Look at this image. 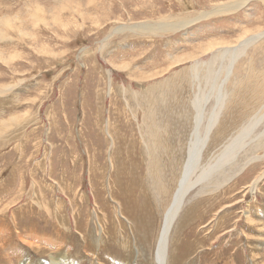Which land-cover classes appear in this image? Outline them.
<instances>
[{
	"label": "rangeland",
	"instance_id": "rangeland-1",
	"mask_svg": "<svg viewBox=\"0 0 264 264\" xmlns=\"http://www.w3.org/2000/svg\"><path fill=\"white\" fill-rule=\"evenodd\" d=\"M2 88L0 264H154L197 105L172 263L264 264V0H0Z\"/></svg>",
	"mask_w": 264,
	"mask_h": 264
},
{
	"label": "bare ground",
	"instance_id": "bare-ground-1",
	"mask_svg": "<svg viewBox=\"0 0 264 264\" xmlns=\"http://www.w3.org/2000/svg\"><path fill=\"white\" fill-rule=\"evenodd\" d=\"M233 3V2H232ZM236 3V2H235ZM242 4V2L241 1H239L238 2V5L240 6ZM231 6H233L232 4H231ZM231 6H229V4H224V5H221V9L220 10H222V9H226V8H228V7H231ZM219 9V8H218ZM219 10V11H220ZM153 29V28H152ZM155 29V28H154ZM153 29V30H154ZM222 44V43H221ZM227 44V43H226ZM229 44V43H228ZM211 46H213V45H211ZM243 77V76H242ZM241 78V77H240ZM239 78V79H240ZM236 85V84H235ZM243 87V86H242ZM4 88V87H3ZM3 88L0 90V93H2V91H3ZM6 90V89H5ZM235 91H237V90H235ZM227 92V91H226ZM232 92V91H231ZM219 96V95H218ZM235 96V95H234ZM244 96V95H243ZM222 97H224V96H222ZM239 97V96H238ZM237 97V98H238ZM235 98V97H234ZM223 99V98H222ZM152 100V99H151ZM195 100V99H194ZM230 100V99H229ZM198 101V100H197ZM224 101L225 100H223V105H224ZM233 101V100H232ZM220 102V101H219ZM229 103H232V102H229ZM244 103H246V102H244ZM226 105H224V107H225ZM231 106V105H230ZM153 109V108H152ZM195 111H197V113H196V118H195V131H194V133H192L193 134V137H192V139H191V141H190V143H187L188 144V146H189V159L185 162V164H181V166H182V176H181V179L179 180V184L177 185V187L175 188L176 190L173 192V194H172V198H171V200L169 201V203L167 204V206H166V208H165V212H164V214H162V217H163V222H162V225H158V227H157V229H156V233H155V238H154V242L151 240V243L153 242V250H151V252H153V257H154V264H170V263H168L169 262V258L171 257L172 258V261H170L171 262V264H173L172 262H174L175 260H177V258H179V256L178 257H176V255H174L173 254V256L172 255H170L169 254V251H168V248H169V242L171 241V243H172V245L174 244L175 245V241L176 240H174L173 238H174V236H175V238H178L179 237V235H180V230H179V227L177 226V221H178V219L181 217V215H182V213H183V210H185L183 207L185 206V198H186V196H187V194H188V192L190 191V189L195 185V184H197V183H200L202 180H203V178L205 179H207L208 177H209V175L212 173V169L214 168V166L213 167H211L210 169H208V170H203V172L198 176V178L196 179V180H198V181H196V182H190L189 181V175H190V170H191V166L194 164V161H195V158L196 159H200L201 158V153H204V149H205V143H206V140H207V138H205V139H203V140H200L199 142H198V139H196V138H201V136H199V133H200V125L202 124V114H201V112H202V109H201V106L199 105H197V106H195ZM242 110V109H241ZM156 111V110H155ZM216 113V112H215ZM218 113V112H217ZM227 113V112H226ZM225 115H227V114H225ZM209 122V121H208ZM213 123H214V119L212 118L211 119V122H210V125L208 126V130H207V132L209 133L210 132V129L212 128V126H213ZM155 127V126H154ZM152 128H153V126H152ZM220 128V127H219ZM147 131H148V129H147ZM207 135V134H206ZM205 135V136H206ZM211 138V137H210ZM157 142V141H156ZM208 142V141H207ZM150 144V143H149ZM234 145V144H233ZM208 147V146H207ZM253 147V146H252ZM227 148V147H226ZM207 149V148H206ZM222 149V148H221ZM151 150V149H150ZM208 151H209V149H208ZM228 151V150H227ZM151 165H154V164H152V163H150ZM155 168V167H154ZM153 170V169H152ZM151 172V175H152V171H150ZM158 174H160V172H158ZM200 177V178H199ZM200 179V180H199ZM202 179V180H201ZM209 180H211V178L209 179ZM257 182V181H256ZM256 182H254V184H253V188H252V186H251V190H253V189H257V184H256ZM154 185V184H153ZM256 187V188H255ZM148 189V191L146 190V198L147 199H149V198H153V201H155V195H153L152 193H151V191L149 190V188H147ZM249 189V188H248ZM111 197V196H110ZM138 195L136 194V197H135V199H134V201L135 202H137V199H138ZM129 198V197H128ZM126 200H128V199H126ZM140 201H143L144 200V204L142 205L143 207H145V204H146V201H145V199H139ZM156 200H157V198H156ZM129 201H131V200H129ZM136 206V205H135ZM43 207V206H42ZM133 207V206H132ZM94 210V209H93ZM188 212V211H187ZM128 213H129V210H128ZM185 213V212H184ZM191 213H192V211H191ZM145 215L147 216V217H149V214L145 211ZM140 216H141V214H136V215H133V217H132V227H133V223H135V222H138V223H140L139 221V218H140ZM107 219V218H106ZM97 221V220H96ZM104 221V220H103ZM99 222H100V220H99ZM107 222V221H106ZM182 222H183V220H182ZM188 223V222H187ZM184 225V224H183ZM152 226V223H151V225H150V227ZM22 227V226H21ZM144 225H143V227H140V229H144ZM6 228V227H5ZM101 228H102V234H103V237H107L108 238V232L106 231V228H107V224L106 223H103V224H101ZM146 228V227H145ZM205 228V227H204ZM209 228V227H208ZM2 229V228H1ZM0 229V230H1ZM91 229V228H90ZM133 229V228H132ZM134 230V229H133ZM93 230H91V232H92ZM135 231V230H134ZM133 231V232H134ZM143 231V230H142ZM7 232V231H6ZM28 232L30 233V234H28ZM34 232V230L33 229H31V230H28L27 232H26V234H25V237L26 236H28L29 238H31V240L29 241V243H30V245L32 246V243H33V241H39V240H41L42 238L43 239H45L43 236H33V235H31V233H33ZM130 232V231H129ZM128 232V233H129ZM144 232V231H143ZM5 233V232H4ZM39 233V232H38ZM139 233V232H138ZM1 234V233H0ZM142 235V234H141ZM206 235V234H205ZM132 236V235H131ZM138 236V235H137ZM153 236V237H154ZM140 237V236H139ZM138 238V237H137ZM147 239V238H146ZM50 242H51V239H48ZM91 240V239H90ZM131 240H134V239H131ZM28 241V240H27ZM94 241V240H93ZM139 241V240H138ZM190 241V240H189ZM197 241V240H196ZM46 242V241H45ZM52 242H54V241H52ZM52 242L50 243V245L52 244ZM126 243H128L129 242V239H127L126 241H125ZM47 243V242H46ZM94 243V242H93ZM139 243V242H138ZM142 243V242H141ZM147 243H150V242H147ZM177 243V242H176ZM49 244V243H48ZM100 244V243H99ZM102 244H104V243H102ZM106 244V243H105ZM132 244H133V241H132ZM132 244H130V245H132ZM144 245L146 244L145 242L143 243ZM180 244V243H179ZM185 244V243H184ZM34 245V244H33ZM37 245H39V243L37 242ZM56 245V244H55ZM147 245V244H146ZM177 245V244H176ZM40 246V245H39ZM101 246L102 245H99V247H97V248H99V250L101 249ZM124 246V245H123ZM148 246V245H147ZM43 247V246H42ZM129 247V246H128ZM145 247V246H144ZM176 247V246H175ZM40 248V247H39ZM55 248V247H54ZM62 248V247H61ZM131 248V247H130ZM139 248H141V247H139ZM177 248V247H176ZM51 249V248H50ZM45 250H47L46 248H45ZM150 250V249H149ZM171 250V249H170ZM174 250V249H173ZM179 250H180V248H179ZM126 251V250H125ZM129 251V250H128ZM127 251V252H128ZM172 251V250H171ZM170 251V252H171ZM39 252H42V248H41V251L39 250ZM45 252H47V251H45ZM44 252V253H45ZM131 252V251H130ZM129 252V253H130ZM148 252V251H147ZM203 252V251H202ZM2 253V252H1ZM173 253H176V251L175 252H173ZM53 254V253H52ZM133 254H134V252H133ZM140 254V253H139ZM177 254V253H176ZM182 254V253H181ZM50 255V254H49ZM62 255H65V254H61V256ZM125 255V254H124ZM150 256H151V254H149ZM6 256V255H5ZM52 256V255H51ZM99 256V255H98ZM127 256V255H126ZM142 256V255H141ZM182 256V255H181ZM3 257V256H2ZM42 257V256H41ZM48 257V256H47ZM54 257H56V256H54ZM143 257V256H142ZM141 257V258H142ZM257 257V256H256ZM0 258H1V256H0ZM7 258H8V256H7ZM40 258V257H39ZM52 258V257H51ZM57 258V257H56ZM129 258V257H128ZM147 258V257H146ZM151 258V257H150ZM191 258V257H190ZM3 258H1V261H3L2 260ZM9 259V258H8ZM42 259V258H41ZM41 259H40V261H41ZM133 259V258H132ZM145 259V258H144ZM182 259V257L180 258V260ZM199 259V258H198ZM9 260H11V259H9ZM8 260V261H9ZM47 260V259H46ZM55 260H57V259H55ZM171 260V259H170ZM197 260V259H196ZM63 261V260H62ZM143 261V260H142ZM147 261V260H146ZM148 262V261H147ZM153 262V261H152ZM176 263L178 262V261H175ZM191 262V261H190ZM194 262V261H193ZM0 263H2V262H0ZM4 263V262H3ZM10 263H11V261H10ZM9 263V264H10ZM53 263V262H52ZM136 263H138V261L136 262ZM149 263H150V261H149ZM258 263H259V261H258ZM5 264V263H4ZM54 264H58V263H54ZM63 264V263H62ZM65 264H67L66 262H65ZM69 264V263H68ZM196 264V263H195ZM198 264H199V262H198ZM255 264V263H254Z\"/></svg>",
	"mask_w": 264,
	"mask_h": 264
}]
</instances>
